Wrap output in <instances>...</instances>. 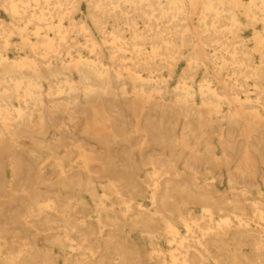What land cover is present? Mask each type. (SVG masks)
Listing matches in <instances>:
<instances>
[{
    "label": "bare ground",
    "instance_id": "obj_1",
    "mask_svg": "<svg viewBox=\"0 0 264 264\" xmlns=\"http://www.w3.org/2000/svg\"><path fill=\"white\" fill-rule=\"evenodd\" d=\"M0 264H264V0H0Z\"/></svg>",
    "mask_w": 264,
    "mask_h": 264
},
{
    "label": "rangeland",
    "instance_id": "obj_2",
    "mask_svg": "<svg viewBox=\"0 0 264 264\" xmlns=\"http://www.w3.org/2000/svg\"><path fill=\"white\" fill-rule=\"evenodd\" d=\"M247 34V33H246ZM250 34H247L246 37H249ZM13 251H17V245L10 246Z\"/></svg>",
    "mask_w": 264,
    "mask_h": 264
}]
</instances>
